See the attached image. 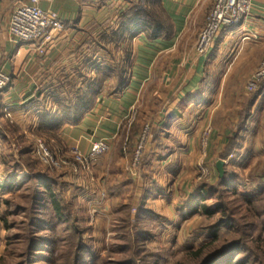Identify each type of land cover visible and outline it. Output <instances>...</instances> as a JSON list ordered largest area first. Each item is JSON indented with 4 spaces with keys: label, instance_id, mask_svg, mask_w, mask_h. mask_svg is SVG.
Masks as SVG:
<instances>
[{
    "label": "crops",
    "instance_id": "0c3cea01",
    "mask_svg": "<svg viewBox=\"0 0 264 264\" xmlns=\"http://www.w3.org/2000/svg\"><path fill=\"white\" fill-rule=\"evenodd\" d=\"M25 1L0 0V71L11 78L9 88L0 92V132L10 138L4 133L10 120L20 135L35 134L38 118L45 112H55L53 98L66 102L70 96L73 99L74 90L85 91L97 64L110 63L111 67L120 64L126 67V88L114 96L102 93L79 124L65 125L57 133L56 150L66 153L77 145L82 154L88 156L93 141L109 139L113 144L123 137L130 112L140 105L147 90L153 85L172 86L174 107L168 112L171 114L161 119L162 127L154 128L161 132L143 168L144 179L128 176L121 152H115L120 146L117 143L110 156L91 164L90 173L85 174L80 168L62 171L66 180L78 189L81 206L90 203L86 198L89 201L99 198L103 203H126L129 196H134L135 202L146 199L148 208L170 218L169 208L176 206L172 200L187 187H180L182 173L189 164L190 149L195 144L194 139L200 138L204 123H213L210 154L214 156L217 170L218 158L228 142L231 128L240 121L241 112L244 115L242 109L249 99L245 84L264 57V0H254L248 22L240 28L222 30L211 50L201 57L192 52L216 0H161L162 9L173 26L171 38L149 40L140 34L126 40L113 57L94 53L92 43L101 39L106 27L117 26L124 11L138 0H105L103 3L42 0L40 8L57 13L66 28L45 56L39 55L33 45H17L9 40L12 12L17 4ZM192 125H196L194 131L190 129ZM170 135L173 142H168ZM239 135L244 139L242 146L225 164L239 161V154L248 155L250 168L264 159V82L254 94L246 125ZM6 144L0 139V180L6 177L3 173V157L8 153ZM171 146L179 150V155L184 154L175 160L177 176L169 169L174 163L169 157ZM119 167L121 170L117 173ZM171 175L177 177L173 183L171 178L167 179ZM29 177L26 169L19 174V179ZM172 185L178 189L170 198L167 193ZM0 195L5 197L7 192ZM112 208L107 209L112 213ZM181 210L187 209L184 207L179 212ZM111 218L112 214L109 224Z\"/></svg>",
    "mask_w": 264,
    "mask_h": 264
},
{
    "label": "trees",
    "instance_id": "16d2710c",
    "mask_svg": "<svg viewBox=\"0 0 264 264\" xmlns=\"http://www.w3.org/2000/svg\"><path fill=\"white\" fill-rule=\"evenodd\" d=\"M172 33L173 26L162 9L161 0H138L124 11L117 26L106 27L101 39L93 41V52L113 57L115 50L126 40L140 34L149 40H169ZM93 74L87 80L85 91L74 90L73 99L72 96L66 102L52 99L55 112H45L38 118L35 135L57 139V133L65 125L79 124L102 93L114 96L126 88V67L120 64L111 67L110 63L102 62L96 65ZM253 99L254 96L245 105L244 115L241 112L238 126L231 131L219 160L227 161L242 146L244 139L239 134L246 125ZM160 132V129L153 130L155 141ZM0 139L6 141L3 132H0ZM239 155V161L225 165L223 178L219 177L215 183H200L197 193L186 206L191 208L189 217L199 215L203 223L207 221L210 225H200L193 232L197 247L179 249L177 254L185 257L175 264H264V246L259 248L264 245V163L245 174L244 167L250 157ZM149 156L147 152L143 156L142 169ZM32 159L31 151L27 149L19 153L18 160L12 158L9 161L3 157L6 177L0 180V193L7 192L10 198L18 200L15 205L20 212L31 214V227L35 222L27 261L19 264H154L149 257L156 256L152 253L145 256L144 248L149 242L162 238L169 225L165 218L147 207L146 199L132 202V197L129 203L112 208L110 233H116V248L107 249L109 253L102 262V258L93 255L95 249L87 244L85 213L78 200V189L62 172L43 171ZM23 169L30 173V177L19 181ZM139 177L145 178L142 171ZM20 200H28L26 209ZM10 202L9 199L5 201L8 209L12 207ZM134 209L135 214L132 213ZM42 232H47L49 237L40 239ZM255 233H258L256 238ZM219 241H227V244L205 255L206 250ZM250 244L258 247L252 248ZM63 250L66 253L63 254ZM90 258H93L92 262H88ZM38 259L45 262H37Z\"/></svg>",
    "mask_w": 264,
    "mask_h": 264
},
{
    "label": "rangeland",
    "instance_id": "374dc122",
    "mask_svg": "<svg viewBox=\"0 0 264 264\" xmlns=\"http://www.w3.org/2000/svg\"><path fill=\"white\" fill-rule=\"evenodd\" d=\"M204 27H205V24L202 30L204 29ZM202 30L200 31V33L202 32ZM198 39H199V36L197 38V42H198ZM215 41L216 39L214 40V43ZM197 42L192 52V54L196 55V57L204 56L211 50V49L208 50L206 54H203V55L199 54L196 49ZM52 47H53L52 44H50L47 46V48H45L46 50L45 55L47 54L49 50H51ZM45 55H42V56H45ZM263 60H264V57L260 61L257 69L253 72V74L250 76V78L245 84V87H246L245 92L247 93V95H249L248 101L258 91L260 84L264 82L263 80L260 83H258V88L252 92H250L247 89L251 78L258 71ZM171 89H173L172 86H168V85H159V87L156 85H153L151 89L147 90L141 99L140 105L130 112L129 114L130 116L128 118L129 120L128 122L125 123L126 127H124L125 128L123 130L124 132H122L123 137L121 136L122 138L119 137L117 141L116 140L113 141V144L112 143L110 144V150L108 154L105 155V156H110V154L113 151L114 146H116L117 144L118 145L120 144L119 149L117 147L118 150L116 149L115 152H118V151L121 152V156H122L121 158L124 160L125 171L127 172L128 176L131 179L139 178L141 171L143 172V169L141 167L142 158L146 154V152L149 155L152 145L154 146L156 144V141L153 137L154 128L155 127L157 128L158 126L162 127L161 119L168 116L167 114H171L168 112L170 111V109L174 107V103H175V97L173 96L175 91H171ZM170 91L172 92L171 95H170ZM219 124H221V122ZM237 126H238V123H236L231 128V130L233 131L234 129L237 128ZM195 127L196 125H192L190 129L194 131ZM212 131H213V123L212 122L208 124L204 123V128H203L200 138L194 139L195 144L193 148L190 149L192 152L190 153L189 151L187 152L189 153L188 155L189 164H187V167L185 168V172L182 173L181 171L183 179L180 182V187L182 185L187 186V187L185 188L184 191H181L178 197L172 200L173 202L175 201L176 206L174 208L172 207L169 208L171 213L170 214L169 212L167 213L170 215V218L164 219L166 220V224L169 225L168 230L162 235V238L154 240L153 242H149L148 244H146V247H145L146 249L144 248L145 256L147 255L149 256L150 253L156 256V258L149 257L151 262H154V264L155 262H159L160 264H175L176 262H182V259H184L185 256L183 257L182 255H178L177 251L179 249L185 250V248L187 249L191 248V246L196 248L197 241H195V235L193 234V232L197 228H199L200 225L201 226L210 225V223L207 221L203 223V220H201L199 215L189 217L188 215L190 212L189 209L191 208L189 209L186 208L187 210L185 212L183 210L179 212V210L183 209L184 207L190 204L193 198L191 196L197 193L200 183L202 182L215 183L217 179L219 178L218 171L214 169L215 168L214 167V162H215L214 156L210 154V149H212V144L210 143ZM4 133L8 134V136L10 137L8 139L6 138V141H5V143H7L6 151L8 152L6 154V158H8L9 161L12 160V158L18 160L19 153L23 151L24 149H27L31 151V157L34 159L35 162H37L39 169L43 171H50V172L64 171L65 169L61 171H52L46 168L44 165L40 164L37 158L33 155L32 150L34 149L36 142L39 140H42L47 146L51 155L56 160L65 158V160L68 162L66 169L74 168L75 171H77L79 168H81L74 162L75 160L71 156L70 151L66 153H62L61 151L56 150L54 148L55 147L54 144L58 143V140L56 138L52 140L48 137L37 136L34 133L29 134V135H24V136L20 135L18 128L10 120H9V123L4 127ZM172 138H173L172 135H170V137L168 138V142H173ZM143 139H144V143L142 144ZM141 147L142 149L140 150ZM174 148H175L174 146H171L169 150L170 160L174 162L172 163V165H170L169 169L172 170L171 172H173V174H176L177 176L179 171L176 169L177 163L175 160H178V157H181V155H184V154L181 153V155H179L180 153L179 150H176ZM255 157L258 158L257 156ZM263 163H264V159L259 160L258 162L256 161V164L250 168H248L249 166L244 167V173L248 174L250 170L254 169L257 165L261 166ZM119 168L120 169H117L116 171L117 173H119L121 170V167ZM156 169L157 168H155L154 171H156L157 172L156 174H158V171ZM175 169L176 171H174ZM83 172L85 174H88L91 172V168L88 171H83ZM176 176L171 175L167 179L169 180L171 178L170 181L173 183L175 182L177 178ZM18 180L26 181L23 179H19V176H18ZM169 185H171V183ZM176 187L173 186L172 190H170V193L169 194L167 193L168 197L170 196V198H172L173 194L178 189ZM179 189H182V188H179ZM9 196H10L9 194L6 195L5 197H2V195H0V264H19L21 262L27 261L28 246L30 245V240L33 237L32 234L34 232L33 229H34L35 222L33 223L31 227L30 226L32 224L31 214L27 211L20 212L19 208H17V206L15 205V204H18L17 203L18 200L10 198ZM132 197L134 196H129L126 203H129ZM8 199L11 201L10 203L12 207L10 209H8L7 206L5 205V201H7ZM181 199L182 201H180ZM86 200H88L87 202H90V203L89 204L83 203L82 206L86 208V210L84 209V213H85V224L84 225L87 231V234H86L87 244L89 247L91 246L95 249L93 251V255L95 257L102 258V262H103L105 257L109 253L107 249L116 248L114 247L116 243L115 242L116 233L111 234L109 232L110 230L109 218L111 217L112 213L107 208L109 207L110 209L112 206L117 207V205H120L122 202L116 201L115 203L114 202L103 203L99 200V198L96 199L95 201H89V198H86ZM20 201L22 202L21 206H23L24 209H26L28 207V204H27L28 200H25V201L20 200ZM132 202H134V199ZM177 208H180V209H177ZM89 209L91 210L90 213L87 211ZM132 213H135L134 210L132 211ZM107 232L109 233L107 234ZM257 234L255 233L254 238H256ZM48 237L49 235L47 232H42L41 234H39L40 239L44 240ZM226 244H227V241H219L218 243L214 244L212 248L207 249L205 252V255L210 254L215 249L218 250L224 247ZM250 246H252V248L258 247L255 244H250ZM262 246L264 245L261 244L259 248H261ZM62 252L64 254L66 253V250H63ZM115 257L116 256H114L113 258ZM158 257L161 258L160 259L161 261L159 260ZM47 258L49 257L47 256ZM93 258H90L88 262H92ZM37 262H45V260L42 261V259H38Z\"/></svg>",
    "mask_w": 264,
    "mask_h": 264
},
{
    "label": "built area",
    "instance_id": "2783aa9c",
    "mask_svg": "<svg viewBox=\"0 0 264 264\" xmlns=\"http://www.w3.org/2000/svg\"><path fill=\"white\" fill-rule=\"evenodd\" d=\"M42 0H27L19 3L14 9L9 23V38L17 45H33L39 55H45V48L65 33L66 28L57 13L40 8ZM85 2L87 0H75ZM105 0H98L103 3ZM254 0H216L205 22V27L199 35L197 52L206 54L213 46L214 40L222 30L240 28L245 25L250 16ZM264 80V60L258 71L251 78L247 89L252 92L258 88V83ZM11 78L0 71V92L9 88ZM10 118L9 114L7 115ZM144 139L142 140V144ZM142 147L140 148V150ZM109 139H99L92 142L91 151L84 156L79 146H73L69 151L73 160L82 171H88L91 164L108 154ZM33 155L40 164L52 171L66 169L68 162L65 158L56 160L42 140L36 142ZM232 158V157H231Z\"/></svg>",
    "mask_w": 264,
    "mask_h": 264
},
{
    "label": "water",
    "instance_id": "95a60500",
    "mask_svg": "<svg viewBox=\"0 0 264 264\" xmlns=\"http://www.w3.org/2000/svg\"><path fill=\"white\" fill-rule=\"evenodd\" d=\"M224 167H225V162L224 161H219L217 163V171L219 173V177L220 178H223L224 177V174H225Z\"/></svg>",
    "mask_w": 264,
    "mask_h": 264
}]
</instances>
